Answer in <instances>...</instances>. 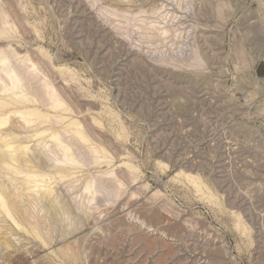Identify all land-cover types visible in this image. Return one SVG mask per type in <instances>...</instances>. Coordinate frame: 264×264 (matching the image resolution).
I'll return each instance as SVG.
<instances>
[{
	"label": "rangeland",
	"instance_id": "1",
	"mask_svg": "<svg viewBox=\"0 0 264 264\" xmlns=\"http://www.w3.org/2000/svg\"><path fill=\"white\" fill-rule=\"evenodd\" d=\"M262 5L0 0L1 69L22 74L17 96L49 119L5 132L18 136L14 147L28 144L33 163L41 155L37 171L56 200L51 209L39 196L17 198L32 183L0 163L1 183L26 212L0 210V264H264ZM47 93L57 109L41 103ZM76 121L81 146L69 141ZM45 126L71 145L66 161L34 136Z\"/></svg>",
	"mask_w": 264,
	"mask_h": 264
},
{
	"label": "bare ground",
	"instance_id": "2",
	"mask_svg": "<svg viewBox=\"0 0 264 264\" xmlns=\"http://www.w3.org/2000/svg\"><path fill=\"white\" fill-rule=\"evenodd\" d=\"M263 6L264 5H262V7ZM263 28H264V25H263ZM166 32H168V31L163 30L162 31V34L163 33L166 34ZM3 35H4V33H1L0 34V39H3ZM6 61H7V56L5 54H2L0 56V69L2 67H4V65L6 64ZM31 64H33V63H31ZM34 66H35V64H34ZM28 69H29V67H28ZM1 72L5 74V78L3 79V77H0V81L2 82V84L0 85V94H1L0 96H2V94H3V97L4 98L5 97H9V99L6 102H4V103H0V108H2L3 111H5L7 107L13 106L14 109L12 111H8L7 110L8 112L5 111V112H7L6 115H5V112H3V115L2 116L0 115L1 116L0 117V143H2V145H4V147L6 148V151L3 154H0V163H8L9 164V162H10V163H13V164H10V165L16 164L17 165V168H19L20 170H22V169L25 168L22 171H20V170L18 171V169H15V171L17 170V172H20V173L24 171L25 174L27 173L26 174V177L28 179L26 180V183H27V185H28V182H29V184L32 183L31 184L32 186H30V191H28L29 193H23L22 192V191H24L25 188L24 189H21L20 188L21 189V192H18V191H20L18 189L19 187L18 188L16 187L18 189L17 192L19 193V195H17V198L18 197H21V198L23 197V198H25L28 201H33L32 199H34V198L36 199V197L39 196L44 201H47L48 202L47 203L48 205L47 204L46 205L47 206H50L51 209H52V207L53 208L55 207L54 205L56 204V200L54 199V197L51 196V192L49 190H47L48 188L46 190L44 189V185H43L49 179L47 180L48 177L46 175H44L43 172H41L43 174L42 175V174H38V171H37L38 169L39 170L41 169V166H43L42 164L44 163L43 159L41 158V155H39V153L37 155L38 160H39V161H37L38 164L36 163V161H35V163H33L34 161H32L30 158L26 157V149L28 147V144H25V141L23 140L24 141V145H22L23 143L20 140L21 142L19 141L18 145H16V147H14L13 145L17 143L16 142V139H17L18 136L14 135V134H10L11 132L9 133L8 131H7L8 133L5 132L8 128L9 129L10 128H13L14 131L15 130L16 131L17 130H21V129H19V127L22 128V127H24L25 124L27 125L28 128L33 127L35 125H37V126L38 125H41V124L44 125V123L46 124L47 121L49 120V119L47 120V117L48 116L45 115V114L43 115V113L41 114L40 112L38 113V112L33 111L32 109L28 108V105L29 104L26 101H24L23 97H18L17 96L19 89L22 88L21 87V85H22V77H21L22 74H16V73H14L13 70L11 71L13 74H11L10 71H6L5 69H3V70L1 69ZM29 74H30L29 76L32 75L31 73H29ZM32 76H33L32 78L35 79V76L34 75H32ZM45 92L46 91H44V96L46 95ZM42 93H43V91H42ZM47 94H48L49 100H44L42 98L43 101L41 100L42 101L41 103L45 104V102H46L47 106H49L50 109H57L60 106V104L55 102V98H56V96H54L55 93H53V95H51L49 93H47ZM42 96H40V99H41ZM49 126L52 129V127H51L50 124H49ZM69 127H71L70 130H72L71 132H72V134L74 136V137H71V140H69L70 143H73L74 144L75 143L74 141H77L78 142V140H81L82 141L84 139V134L80 130L81 128L79 129V123H77V121L76 122H72ZM45 128H46V126L44 127V130L41 131V129H40V132L39 131H36V133L34 134V136L35 137H38L37 138L38 140H39V137H44L43 139L48 138L50 140L49 142H54L53 146H54V153L56 155V158L59 161H61V162L66 161L67 160V155L70 152V149H69L70 147L69 146H71V145L68 146V144H67L68 141L67 140L60 139L61 137L59 138L57 132H55L53 130L52 131H49V130H51L50 128H48V129L47 128L45 129ZM38 130H39V128H38ZM70 130H69V132H70ZM28 143H30V142H28ZM80 146H81V144H80ZM70 166H71V168H74V167H72L73 164H71ZM54 167H56V172L59 174L58 177L61 178V180L64 179L66 176H68L67 174H65V170H67V169H65V168H63L62 166H59V165H55ZM42 170H43V168H42ZM78 170H80V168ZM112 176H113V170H107V171L104 172V176L101 179L103 181H109L112 178ZM186 177L191 182V184L193 186L192 189H194L195 192L202 191L201 190V187H200L201 186L200 181H197L196 179H194L190 175H187ZM59 178H58V180H59ZM67 181H69V180H67ZM76 181H77V179H76ZM74 183H75V180H74ZM4 184L5 183H1V181H0V210H2L4 213H6V216H7V214L10 215V213H13V214H16L17 216L19 215L22 218L24 216L23 213L25 211L24 212L21 211V208H22L21 205H23V201L24 200L23 199L21 200V198L20 199H17V200H21V203H20L21 205H20L19 202L15 198V196H16L17 193L13 195V193L7 189L9 187H7L6 185L4 186ZM69 184H72L73 185V182L71 181V183H69ZM75 186H77V185H75ZM92 186H93V184L87 183V184L84 185V183H83V189L81 188L82 190H81V193L80 194H82V196L84 195V197H86L87 199L88 198L92 199V195H93L92 194ZM46 187H47V183H46ZM49 189H51V188H49ZM77 190H79V189H77ZM25 215L27 216L28 213L25 214ZM11 217H13V216L11 215ZM24 219H26V220H24ZM24 219L23 220L26 222L27 221V218L25 217ZM28 219H29V217H28ZM30 220H31V218H30ZM17 222L19 223V221H17ZM17 222L14 221L15 226L17 228H19V226H21L20 225L21 223L18 224ZM20 222H21V220H20ZM27 225H28V223H27ZM8 246L9 245L7 244V247ZM75 259H74V261H75Z\"/></svg>",
	"mask_w": 264,
	"mask_h": 264
}]
</instances>
